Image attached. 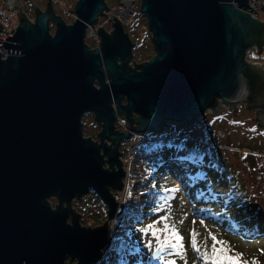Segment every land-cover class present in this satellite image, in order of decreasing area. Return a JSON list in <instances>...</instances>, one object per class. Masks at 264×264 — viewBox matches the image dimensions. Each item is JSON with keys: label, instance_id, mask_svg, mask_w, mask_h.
I'll return each instance as SVG.
<instances>
[{"label": "water", "instance_id": "obj_1", "mask_svg": "<svg viewBox=\"0 0 264 264\" xmlns=\"http://www.w3.org/2000/svg\"><path fill=\"white\" fill-rule=\"evenodd\" d=\"M140 1L157 53L141 71L129 66L134 45L116 17L113 36L100 30V48L85 43L88 28L109 10L106 0H79L71 25L51 0L35 23L18 12L17 32L2 44L11 55L0 54V264L100 261L109 224L125 209L113 193L123 191L127 174L118 145L131 135H111L113 103L142 135H161L166 121L189 124L223 105L264 108L252 72L263 66L246 60L252 48L262 55L264 24L249 0ZM88 112L102 124L103 141L114 143L112 153L84 137ZM89 190L108 207L96 228L83 226L72 208Z\"/></svg>", "mask_w": 264, "mask_h": 264}, {"label": "rangeland", "instance_id": "obj_2", "mask_svg": "<svg viewBox=\"0 0 264 264\" xmlns=\"http://www.w3.org/2000/svg\"><path fill=\"white\" fill-rule=\"evenodd\" d=\"M78 1L51 0L54 10L67 24L75 21ZM33 2L41 9L46 7L45 0ZM106 3L109 10H114L118 0H106ZM4 4L5 1L0 0L1 9ZM25 8L30 12L34 11L30 1L26 3ZM2 11L18 23L15 13L5 9ZM258 19L264 24V0ZM127 28L134 34L135 59L144 60L154 53L152 35L148 30V17L141 12V1L136 4L135 15L127 23ZM258 60L262 62L264 69V48ZM237 108L236 112L230 111L229 108H222L217 112L208 110L190 129L175 128L180 133L168 128L169 135L181 137V142L188 152L208 160L220 171L216 176H206L199 171L192 173L202 175V181L195 182L197 185L193 187L183 185L181 180L175 177L173 167H167L166 170L160 168L155 158L144 155L143 151L156 148L157 135L147 134L153 143L143 147L144 150H136L131 156V161L125 164L123 158L124 167L129 170L130 176L128 189L132 191V178L141 181L142 187L137 188V195L131 193L135 196L134 199L131 200L129 194L130 201L126 199L123 213L128 210V214L120 216L119 224L117 222L116 225L118 218L110 222L111 235L115 233L119 237L116 243L120 244L122 241L136 250V257L129 256L126 252L117 255L119 264H212L210 259L203 256L205 251L211 256L213 241L209 233L215 235L218 240L227 242V247L231 249L229 255L241 254L242 264H252L253 261L256 264H264V238L243 239L244 233L264 231V132L256 126L247 109L242 105ZM139 142H143V137L135 136L127 147L130 148ZM167 146L170 151L175 148L172 144ZM139 150L141 151L137 154ZM173 188L177 191H167ZM128 189L125 190V196L129 193ZM84 197L86 198L72 204L81 215L82 225L88 228L102 226L108 219V207L97 195L89 194ZM50 200L55 208L58 200ZM158 204L162 207L154 211ZM131 217L136 219L131 222L129 229L125 228L129 232L123 236L121 224ZM163 217H167V220H163ZM156 221L160 222L155 223ZM154 223L161 240L167 239L168 235L164 231L165 223L178 230L179 235L183 237V255L169 248L161 252L162 259L152 258L158 241L151 231L145 234L139 230ZM193 230L197 234L199 253L192 245ZM148 241L152 242L151 249L145 246ZM76 262L69 259L67 264Z\"/></svg>", "mask_w": 264, "mask_h": 264}, {"label": "flooded vegetation", "instance_id": "obj_3", "mask_svg": "<svg viewBox=\"0 0 264 264\" xmlns=\"http://www.w3.org/2000/svg\"><path fill=\"white\" fill-rule=\"evenodd\" d=\"M29 1L32 2L34 11L30 12V11H28L25 8L26 3L29 2ZM33 1H35V0H5V4H4L3 8L5 10H7L8 12L15 13L16 17H17L18 12H22V13L25 14L27 19L31 23H35L36 17H37V12H39V11L45 12L47 7H48V4H49L50 0H45L46 7L44 9L43 8L41 9L40 7H36L35 6V2H33ZM54 12H55L56 16H59V17L63 18L61 15L57 14L56 11H54ZM107 15H108V11L104 12L103 15L100 16L98 23L95 26H93V29L96 30L97 35H98L97 40H94V39L90 38L89 36H86L85 43L91 49V51H95L96 49L100 48V45L102 43V37L100 36V30L101 29H103L110 36H113V34L115 33L114 25H115V22L117 20L108 21L106 19ZM131 18H129L126 21L121 22V23L123 25L124 33L126 35H128V37L130 38L131 43L134 45V41H133L134 34H132V32H130V30L127 28V23L129 22V20ZM68 25H71V24H68ZM50 31H51V34H53V35L56 32V26L53 23H51V25H50ZM134 48H135V46L133 47V49ZM132 54H133V50H132ZM156 54L157 53H156L155 48H154V53L150 54L148 56V58H145L144 60L135 59V57L133 56L132 59L129 61V66H131L136 71H141V69H140L141 66L144 63L151 61L156 56ZM121 66H124V65L121 64ZM252 72H253V77H254V83H255V86H256V94H257V97H259V96L262 95V93H264V69L261 68V67H256V68L252 69ZM95 84H96L97 87H99V84H98L97 81L95 82ZM122 103H123L124 106H126L127 105V99L124 98ZM241 105L245 109L248 110V113L250 115L253 116V121L256 122V126L259 127L264 132V108L263 107L252 110V109H249V104L248 103H239V104H236L234 106H224L223 105V106H221L220 109L229 108L230 107V109L232 111H237V109H236L237 106H240V108H241ZM115 107H116V105L113 103V108H114V110L116 112V115H115V121L112 124L113 125V131H112L111 135H123V134H125L127 132H129L130 135H131L128 139H124V140H121L119 142L118 150H119V153H120L121 157H123V156H126V153H128L133 147H135V146H137L139 144L138 143V144H136L134 146H131L130 148L127 147L129 142L133 139V137H135V136L144 137V136H147V134H153V135H155V134L153 132H151V131L144 133L145 135L144 134L143 135L142 134H138L136 132V128H137L136 124H133L132 129H130L131 123H130L125 111H122L121 113H118L116 111ZM137 117H138V114L136 112H133L132 118L136 119ZM198 121H199V119H197L194 122L189 123V124H187L185 122L177 124V123H174V122L166 121L163 124V132H162V134L161 135H157L158 139L155 142L165 141L168 138V136H170L169 135L170 133H168V128L174 129L175 131L180 133L175 128H178L179 130L180 129L181 130L182 129H190V127L193 124L197 123ZM82 124H83V133H84V137L85 138H90L95 145H99L100 146L102 144H107L108 146L111 147V153L113 152V149H114V145L113 144L114 143L112 141L108 140V139H104V141H103V137H104V135H103V127H102V124L99 123L96 120V114L95 113L88 112V113L84 114V116L82 118ZM174 138L175 137H172L173 140H174ZM149 143H153V141L149 140ZM174 146L176 147L175 144H174ZM102 154H104L103 151H102ZM105 159H107V157ZM89 194L90 195L91 194L92 195H97L93 190H89V193L86 194V195H89ZM85 198L86 197H82L80 199H74L73 203H75L77 201H81L82 199H85ZM72 208L76 212V214L81 217V215L78 212V209L75 208L73 205H72Z\"/></svg>", "mask_w": 264, "mask_h": 264}, {"label": "trees", "instance_id": "obj_4", "mask_svg": "<svg viewBox=\"0 0 264 264\" xmlns=\"http://www.w3.org/2000/svg\"><path fill=\"white\" fill-rule=\"evenodd\" d=\"M175 137L174 138V144L176 145L175 149H167V139L162 142H157L158 144L156 145V148L154 150H145L143 151L144 155L149 157V158H155L159 165L160 168H164L166 170L167 167H173L174 168V175L177 179L181 180L183 185H187L190 187H193L196 183H199L202 181L200 174H194L192 173L199 171L201 174L206 175H213L216 176L220 173L218 168L211 164L208 160H204L203 158H198V156L194 155L192 152H188L187 149L185 148L184 144L181 142V137L176 136V135H170L168 137ZM149 143L143 144L140 149L144 150L143 147L148 145ZM139 150L137 154L141 151ZM136 179V178H132ZM138 180V179H137ZM139 181V180H138ZM140 182V186L138 188L142 187V183ZM137 195V194H136ZM134 199V198H133ZM132 200V199H131ZM130 201V200H129ZM50 203L52 201L50 200ZM128 210H126V213ZM122 214L127 215V214ZM120 217L116 220V225L117 222L119 224L120 222ZM136 219V217H131L126 219L125 223L121 224V230L123 232V236H125L129 230V227L131 225V222ZM107 221V220H106ZM102 224L104 225L105 222ZM115 223V222H114ZM115 225V226H116ZM110 228L111 224H109ZM115 228V227H114ZM127 228V229H125ZM112 231V230H111ZM254 231V230H253ZM115 232V230H114ZM112 237L110 238V244L108 248L105 250L104 255L98 261L96 264H119L117 262V255H123L125 252L129 256H135L136 257V250L133 248H130L126 243L122 242L120 244H117V234L111 235ZM264 238V231H254V232H249L247 234H243V239L244 240H254V239H260Z\"/></svg>", "mask_w": 264, "mask_h": 264}, {"label": "built area", "instance_id": "obj_5", "mask_svg": "<svg viewBox=\"0 0 264 264\" xmlns=\"http://www.w3.org/2000/svg\"><path fill=\"white\" fill-rule=\"evenodd\" d=\"M139 0H118L117 6L114 10H109L108 11V15L106 16V19L108 21H115L114 17L117 18V20L124 22L127 19L133 17L135 15V11H136V4L138 3ZM250 3V7H254V11H256V13L259 14H255L252 13V16L257 18L259 17V15H261L262 10H263V0H249ZM5 27H7L8 33L9 35L4 31ZM19 27V22L17 23L13 17H11L10 15L3 13L2 9H1V5H0V54H2V58L6 59L9 55L11 54H7L5 53V51H7V49H5L2 44L8 43V41H6L7 38L10 37H14V35L17 32V28ZM87 36H89L90 38L97 40L98 35L95 29H93V27H89L87 30ZM261 56V54H258L255 48H252L248 51H246V60L247 62L251 63V64H261L262 62H260V60H258V58ZM148 138L145 137L143 139V142H141L139 145L133 147L127 154V156H124V160H125V164L130 160L131 161V156L133 153L136 152V150H138L143 144L148 143ZM122 158V159H123ZM124 162V161H123ZM128 179L125 180V185L128 187ZM131 186H132V191L131 193H135V189L137 190V188L140 186V182L136 179H132V181H130ZM115 200L118 203H122L125 196L123 195H114Z\"/></svg>", "mask_w": 264, "mask_h": 264}, {"label": "snow or ice", "instance_id": "obj_6", "mask_svg": "<svg viewBox=\"0 0 264 264\" xmlns=\"http://www.w3.org/2000/svg\"><path fill=\"white\" fill-rule=\"evenodd\" d=\"M167 191L176 192L177 189H168ZM162 205H157L156 208H154V211L159 210ZM163 220H167V217H163ZM160 221H156L155 223H159ZM154 224L148 225L146 228L140 229L139 231L147 234L149 231H151L152 236L156 237L158 244L156 246L155 252L153 253V259L154 260H160L162 257L160 256L161 252L167 251L169 248L176 250L179 254L183 255V237L179 235V232L177 229H175L173 226L165 223L164 225V231L167 232V239L161 240L159 237V230L156 229V226ZM182 223V221H181ZM196 233L193 230L192 232V245L193 248L199 253L200 247L197 245L196 242ZM209 236L211 240L213 241L212 249H211V256L208 255L207 251L203 253L204 258L210 259L212 261V264H242L241 262V254H236V256L229 255L231 252V249L227 247L226 241L218 240L215 235H212L209 233ZM207 240V237L205 238V241ZM219 245V247H217ZM149 249L152 248V242L148 241L145 245ZM174 264V262H173ZM244 264H247V262H244ZM252 264H256V262H252Z\"/></svg>", "mask_w": 264, "mask_h": 264}, {"label": "bare ground", "instance_id": "obj_7", "mask_svg": "<svg viewBox=\"0 0 264 264\" xmlns=\"http://www.w3.org/2000/svg\"><path fill=\"white\" fill-rule=\"evenodd\" d=\"M252 14V13H251ZM123 158V157H122ZM126 170V177H125V179L124 180H127V179H129L130 178V176H129V170H127V169H125ZM128 189V187L125 185V181H124V188H123V191H121V192H114L113 193V196L114 195H116V194H118V195H123L124 193L126 194L127 192H125V190H127ZM128 191H129V193H128V195H126L125 196V194H124V196H125V198H124V200H123V202L122 203H119V204H122V205H124L125 206V202H126V199H129L130 200V198H129V194H130V196L132 197L131 199H133L135 196L134 195H136L137 194V190L135 189V193H134V195L132 196L131 195V190H129L128 189ZM125 210V209H124Z\"/></svg>", "mask_w": 264, "mask_h": 264}, {"label": "clouds", "instance_id": "obj_8", "mask_svg": "<svg viewBox=\"0 0 264 264\" xmlns=\"http://www.w3.org/2000/svg\"><path fill=\"white\" fill-rule=\"evenodd\" d=\"M139 1H140V0H139ZM108 11H109V10H108ZM145 137H147V136H144L143 139H144ZM147 138H148V137H147ZM148 140H149V138H148ZM140 143H141V142H139V144H140ZM148 143H149V141H148ZM139 144H138V145H139ZM166 147H167V146H166ZM167 148H168V147H167ZM174 149H175V148H174ZM136 180H137V179H136ZM124 181H125V180H124Z\"/></svg>", "mask_w": 264, "mask_h": 264}]
</instances>
